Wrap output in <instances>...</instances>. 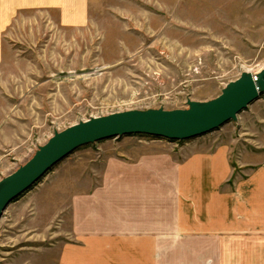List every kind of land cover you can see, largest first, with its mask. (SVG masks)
<instances>
[{"label": "rangeland", "instance_id": "obj_1", "mask_svg": "<svg viewBox=\"0 0 264 264\" xmlns=\"http://www.w3.org/2000/svg\"><path fill=\"white\" fill-rule=\"evenodd\" d=\"M101 6L93 3L90 23L74 28H55L29 13L10 36L7 74L0 78V180L55 131L114 112L184 109L189 99H214L244 71L264 68V0ZM218 146L227 149V181L264 164V94L236 121L203 136L128 135L80 147L5 210L0 264H60L61 248L75 241L73 196L94 183L87 173L95 165L103 170L113 158L159 154L184 163ZM186 245L185 264H198L197 244ZM209 245L202 242V254Z\"/></svg>", "mask_w": 264, "mask_h": 264}, {"label": "crops", "instance_id": "obj_2", "mask_svg": "<svg viewBox=\"0 0 264 264\" xmlns=\"http://www.w3.org/2000/svg\"><path fill=\"white\" fill-rule=\"evenodd\" d=\"M154 1L0 0V78L7 74L10 36L27 14L74 28L90 23L93 3ZM223 150L184 163L159 154L113 158L103 170L95 165L87 173L94 183L73 196L75 241L61 248L60 264H185L187 243L197 244L198 264H264V164L227 181ZM202 242L210 244L203 254Z\"/></svg>", "mask_w": 264, "mask_h": 264}, {"label": "water", "instance_id": "obj_3", "mask_svg": "<svg viewBox=\"0 0 264 264\" xmlns=\"http://www.w3.org/2000/svg\"><path fill=\"white\" fill-rule=\"evenodd\" d=\"M264 94V68L244 71L222 93L208 101L189 99L188 107L168 110H128L95 116L55 131L33 157L0 180V220L8 206L35 186L53 167L80 147L130 135H148L171 141L206 135L230 121Z\"/></svg>", "mask_w": 264, "mask_h": 264}]
</instances>
